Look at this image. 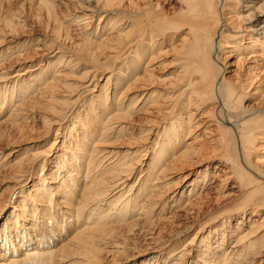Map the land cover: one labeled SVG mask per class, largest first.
<instances>
[{
	"label": "bare ground",
	"instance_id": "bare-ground-1",
	"mask_svg": "<svg viewBox=\"0 0 264 264\" xmlns=\"http://www.w3.org/2000/svg\"><path fill=\"white\" fill-rule=\"evenodd\" d=\"M13 1L20 4L21 11L27 8L25 4L28 7L36 4L38 9L41 7L46 18L43 17L44 23L48 20L52 25L50 31L48 23L44 28L55 39L48 43L53 53L45 60H39L40 69L36 75H27L20 81L16 78L8 84L5 81L6 69L19 59H30L29 52L38 49L39 41H34L31 51L21 52L30 47L28 43L32 41L14 49L16 39L8 34L13 35L18 25L8 19L5 21L7 32L0 34V58H9L15 52L18 54L15 60L9 59L3 66L0 63V81L4 80L0 84V110L8 108L6 112L9 113L4 119L14 125L25 107H29L25 109L29 111L36 105H42V110L57 115L55 120L51 117L50 120L43 119L48 134L49 130L55 129L58 116L65 119L72 110H79L81 106L85 109L81 115L72 113L69 130L74 129V133L67 141L66 150L69 152L62 155L60 166L51 171L50 176L46 175L47 179L40 172L41 175L31 184L32 190L12 205L8 219L3 221L0 228V264H21L26 260L33 264H63L75 246L68 244L69 240L57 245L68 231L67 228L62 230L65 225L75 226L77 231L70 237L75 241L94 234L100 236L107 231L116 233L118 227H132L139 220L147 223L155 221L153 209L159 207L161 213L165 212V196L160 189L171 182L168 175L180 169L183 163L204 162L202 156L206 150L210 155H216L227 170L221 181L233 178L235 184L232 187L241 196L231 197L234 191L221 196L217 209L222 211L207 219L208 222L226 215L221 221L224 224L237 215L234 217L236 225L230 231V234H235L232 235L235 238L231 247H224L228 241L221 232L214 247L208 250L205 246L208 260L203 258L201 262L246 264L263 252L264 239L260 246H255L257 240H251L250 236L264 231V169L260 168L264 161V93L260 95L259 108L254 111L244 108L242 102L246 91L257 81L256 65L258 62L264 64V0H162L166 4L176 2L178 7L175 9L162 6L161 0H0V9H5V5ZM55 2H77L78 13H66L68 17L61 19L56 13L58 5ZM95 15L98 23L93 26L91 21ZM70 27L72 29L68 30ZM161 44L171 46L175 53L179 64L176 82L168 81L162 89L147 92L143 88L146 83L152 82L153 69L149 62L157 55H152L153 46H157L160 52ZM4 45H7L6 52L1 51ZM105 53L107 55L100 60L99 55ZM230 56L235 59L229 62ZM242 62L246 68L240 72ZM80 65L84 71H79L78 76L76 70ZM230 66L235 67V72L232 76H225ZM100 68L111 70L104 81L105 89H97L96 83H93ZM18 73H23L22 68ZM69 77L72 80L67 81ZM77 78L80 80H73ZM261 84L264 86V83ZM257 87L251 88V93H258L261 87ZM95 88L97 93L93 94ZM60 90L68 93L55 96ZM133 90L141 91L131 92ZM34 91L36 93H32ZM84 91L91 94L90 100L79 99ZM30 94L29 99L20 101ZM206 105H210L206 112L210 121L215 123V132L208 145L195 143L197 134H191L195 130L191 128L196 123L193 118L195 110L199 109L198 114H203ZM67 111L71 112L66 116ZM134 120L149 125H145L146 128L139 126V134H135L131 131ZM56 127L55 132L59 126ZM112 131L131 141L122 153L114 152L111 147L106 150L98 146L106 143L105 137L110 136ZM54 143L55 140H50L44 147L42 145L43 148L38 145L29 152L30 155L12 163L3 161L5 153L0 155V174L2 167L6 166L14 168L13 174L18 171L24 173L28 166L40 160L43 170L47 163L44 157L50 154ZM145 155L150 156L147 158ZM143 157L148 159L147 163L142 161ZM206 167L207 164L203 170L196 171V178L190 182L188 189L181 191V196L171 203V208L181 200L189 207L196 204L200 184L210 179ZM215 168L218 166L215 165ZM62 173L66 176L61 179L59 174ZM58 178L62 181L61 185ZM51 183L58 185H49ZM79 183L80 188L75 192ZM55 195L73 200L64 205L68 215L51 212L55 206ZM250 216L257 219L253 218L250 226L242 229L241 219L249 220ZM107 219L117 225L101 227ZM8 223H12V227ZM42 225L47 232L41 228ZM60 231L54 242L50 234ZM200 231L199 228L185 243L180 245V242L168 250L158 264L171 261L167 254H171L173 259L170 264H191L187 258L190 255L187 245L198 238ZM199 240V245H205L208 239ZM76 246H80L79 243ZM85 254L93 257L97 253L90 250V254ZM205 254L203 252L202 256ZM75 260L74 264L78 262Z\"/></svg>",
	"mask_w": 264,
	"mask_h": 264
},
{
	"label": "rangeland",
	"instance_id": "rangeland-1",
	"mask_svg": "<svg viewBox=\"0 0 264 264\" xmlns=\"http://www.w3.org/2000/svg\"><path fill=\"white\" fill-rule=\"evenodd\" d=\"M14 3H16V5H14ZM56 4L58 6L56 7L57 10L56 9L55 10L57 11L56 13L58 14V16L61 19H65L68 17V16H66V13H68V14L69 13H71V14H77L78 13L79 3L77 4V2H70V3H65V4L64 3H56ZM161 5L166 7V8L173 7L174 9L178 7V4L174 1L166 4L165 2H163L161 0ZM25 6L27 8H25L21 11L20 10L21 9L20 4L13 1V2H11L10 5H5V9L4 8L2 10L0 9V34L1 35H3L5 32H7V27L4 28L5 21L7 19L13 21L15 24L17 22L18 26H16L17 27L16 31L13 33V35H11L10 33L8 34L10 37H15V39H16V42H14V49H19L20 48V47H18L19 45H23V44H26V43L32 41V43H28V44H30V47L29 46L26 47L21 52L31 51L34 49L33 46H35V45H33L34 41H37V40L39 41L38 42L39 43L38 49L36 48L34 50V52H29V53H31L30 59L25 60V61L19 59V61H17V63H15L14 65H12L11 67L6 69L7 77L5 78V81L7 80L8 84L13 82V80H15L16 78L20 81V80H22V78L27 77V75L28 76L31 74L36 75L38 73V70L40 69L39 68V60L40 59L45 60L47 55L51 56V54L53 53L48 48L49 47L48 43L53 41L51 39H55V36L52 35L51 32H49L51 30V26H52L51 23H49L50 21L48 22V20H46L47 21L46 23H48V25H49V26L47 25L49 31H46V29L44 28L46 26V23H44L46 18L44 16L43 9H40L41 7L38 9L36 4L34 6H30V7H28V4H25ZM9 9H10V11H9ZM13 9L19 10L20 13L17 10L13 11ZM74 10H75V12H74ZM31 11H32V13H31ZM33 11L35 14L33 13ZM58 11H61V12H58ZM9 12H10V14H8ZM38 13H39V15H38ZM40 15H42V16H40ZM10 16H11V18H9ZM41 18H43V21ZM39 19H41V21ZM97 23H98V18L95 15L94 19L91 21V24L93 26H95ZM71 29H72V27H70L68 30H71ZM74 31H76V30H74ZM74 31H72V33L70 32L71 35H73ZM73 38H72V40L74 41ZM157 40L158 39H156V42H158ZM71 41H69L68 43H70ZM46 42H47V44H45ZM68 43L66 45H68ZM71 43H73V42H71ZM175 43L176 42H173V44H175ZM160 47H161L160 48L161 50L159 52V49H156L157 46H153L154 50L152 52V55H155L156 53H157V55L155 56V58H153L149 62V64H151V68H153V69H152V79H151L152 84L146 83L144 85V88H143L144 91H147V92L151 91L152 89L160 90L168 81H175L177 78V71L179 70V64L175 60L176 59L175 53L170 48L171 46H167V44H161ZM6 50H7V45H4V47L2 48L1 51L6 52ZM149 50H148V52H149ZM17 54L18 53L15 52V54H12L9 58H6V59H4V57H1L0 63H3L2 64V66H3L4 63L9 62V59H11L12 61L15 60ZM102 55L101 54L99 55V56H101L100 60H103L104 59L103 57L105 55H107V53H105L103 56ZM234 59L235 58L233 56H230L229 62L233 61ZM250 64H251V66L253 65L252 62H250ZM0 66H1V64H0ZM79 67L80 68H78V70H76V72L78 71L77 72L78 76H79V71H80V73L84 71V69L81 67V65ZM256 67L258 68V70L255 71L256 72L255 74L257 76L256 77L257 81L255 82V84H253L250 87V90L246 91V93L244 94L245 99H243V102H242L243 103L242 106L246 109H249L250 111H254L257 108H259L260 101H261L260 95H262L264 93V86H262L263 84H261V83H264V64H260L258 62ZM20 68H22V72H23L22 74L18 73ZM243 68H246V67H245L244 63L242 62L240 72L243 71ZM229 69H230V71H226V74H224L225 76L226 75L232 76L234 74L235 67L230 66ZM100 72L97 73L98 76H97L95 81L93 80L94 81L93 83H96L97 89L99 87H102L103 89H105L106 84L104 81L106 79V76L109 74V72H111V70H110V68H106V69L100 68ZM114 74H117V73H114ZM70 77L67 79V81L72 80V78H70ZM73 80L79 81L80 78L73 79ZM2 81H4V80H1L0 84L2 83ZM9 81H11V82H9ZM259 81H261V82H259ZM38 84L41 86L40 83H38ZM257 85H258L257 89L262 86L259 89L258 93H251L253 91V89L251 90V88H256ZM107 86L109 87L108 92H110L111 84H109ZM97 89L96 88L93 89L92 93L93 94L97 93ZM180 90H178V91H180ZM80 91H82V90H80ZM139 91H141V90H133L131 92L140 93ZM178 91L176 93H178ZM32 93H36V92L34 91ZM64 93H68V92H65V91L63 92L62 90H60V91H58V93L57 92L55 93V96H57V97L58 96H64ZM31 95L32 94H30L24 100L21 99L20 101H22V102L26 101L27 98L29 99V97ZM90 95L91 94L88 91H84L83 93H81L79 99L82 98V99H84V101L85 100L88 101V100H90ZM206 106L204 107L205 111H203L204 112L203 114H198V113H200L199 109L195 110V114L193 115V118L195 117L194 122H196V123H195V125H193V127L194 126H196V127H194V128L191 127L192 130L195 129L191 132V134H194V136H195V134H197L196 135L197 137L195 138V143L201 142V143H205L208 145V141L211 140V137L214 135V132H215L213 130L214 129L213 126L215 123H213L212 120L210 121V117L206 112L207 108H209L208 106H210V105H208L207 107ZM41 107H42V105L34 106V108L32 110H29L31 113L29 111L25 110V109H29V107H25V109L23 111L21 110L22 114L18 116L19 118L17 120V123L14 125H10L11 123L8 120L4 119L7 116V114H9L6 112V111H8V108L0 110V155L3 156L4 153L6 155L3 158L4 160L3 159H1V160L10 161V163H12V162L18 160V158L21 159L22 156L24 159L25 156L30 155V153L32 151H34V148H36V146L41 145V147H42V145H43V147H44V144L46 145L50 140H55V143L50 147V149H51L50 154L48 156L44 157L45 159H47L46 160L47 163L44 164L45 166H44L43 170H41L42 169V166L40 165L41 160L35 161L32 166H28L24 173H19V171H18V172H15L13 174L14 168H7V166L2 167V172H1L2 174H0V228L2 227L3 221L5 219H8L9 212H10V210H12V207H13L12 205L14 203H17L19 198L23 197L26 193H28V192H30V190H32V188H30L31 184L33 183L35 178L37 179V177L39 175H41L40 172L41 173L43 172L42 175H44V178L47 179L46 175L50 176V172L53 171L58 166H60L59 162L61 160L62 155H65V153L69 152V150H66V146L69 144L68 142H69V140H71V136L74 133L73 132L74 129L69 130V127H70L69 124H70V122H72V117H73L72 115H74L72 113H76V115L77 114L81 115L83 110L85 109V106H81V108L79 110H72V112L67 111V112H65L66 116L69 115L70 112H71V114H70V116L65 117V119H62L60 116H58L59 121L54 123V124H56V126H59L58 130L56 131V132H58V134L55 135V133H56L55 129L57 127L54 125L53 126L55 127V129L49 130L48 134H46L47 133V127H45V125L43 124L44 123L43 119L45 117L48 120H50V117H51L52 120H55L57 115L52 114L51 112H48L45 109L42 110L43 108H41ZM200 107H202V105H200ZM48 116H49V118H48ZM57 124H59V125H57ZM131 124H132L131 131L135 134H139V130H137V129H139V126H142V128H146V126L149 125L147 122L146 123H143V122L140 123L137 120L136 121L134 120L133 122H131ZM114 126H116V125H114ZM127 126L128 125H126V127ZM44 134H46V135H44ZM67 135H69L70 137ZM105 138L107 140L106 143H100V144H98V146L99 147L101 146L102 149H106V150H109L111 147V150L113 149L114 152L120 151L122 153L125 149L128 148V145H129L128 143L131 142V141L130 142L127 141L128 139L123 137L119 133H117V131H112L111 135L110 136L108 135ZM189 140H191V138ZM108 143H109V146H108ZM64 146H65V148H64ZM147 154H148V152H147ZM210 154L211 153L207 152V150H206L205 154L202 156L204 162L199 163L198 161H196V163H193V164L183 163V165L180 167V169L175 170L172 172L171 175H168L169 178L171 179L170 180L171 182H169L165 186L166 188L162 187L160 189L161 194L164 192L162 196H165L164 197L165 200H163V202L164 201L166 202L165 212L161 213L159 210V207H156L155 209H153V210H155L154 211L155 215L153 216V218H155V221L153 220V222L147 223V222H144L143 220H139L132 226L133 228L132 227H124L123 228V226H121V227L117 226L118 231L116 233L115 232L112 233V231H107L106 234L103 233L100 236H97V234H94L91 237H85V238H81V239L75 240V241H73V239H70V237H72V235H73V232L75 233L77 231L76 229H74L75 226L72 224L68 225V226L65 225L62 228V230H65L67 228L68 231L66 233H64V235H62L63 240L60 243H58L57 245L62 244L64 242L66 243L69 240L68 244L72 243V245H75V246H73L74 248L71 249L69 256L67 258H65L64 262H62V263L63 264H68V263L74 264V260L76 259L75 261L76 262L78 261L77 263L75 262L76 264H158L160 259H162V257L164 258L166 256V252L168 250H172L173 248L178 246L180 242H181L180 245H182V243H185V240H187L191 236H193L195 234V232H197L198 229L200 228L201 231L198 233V235H199L198 238L195 239L193 241V243H190V245H187L188 249L190 250L189 251L190 255H187V253H186L185 257L187 255V258L189 261H191V264H211V262H208V263L204 262L203 263L201 261L203 260V258H207V260H208L207 252L210 249V247L215 246V244H216L215 241L219 238V235L221 234V232H222V235L226 236V240L228 241L227 244L224 245V247L227 249L231 247L232 239L235 238V236L233 238L232 235H235V234H230V231L233 230L234 225H236L234 217H237V215H234V217H231L229 222L226 221L227 223H224V224H221V221L223 220V216H226V215L217 216L216 219L209 220L208 222H207V219L214 217V215H216L222 211V210L217 209L218 208L217 206L220 204V203H218V200L221 196H225V194H227L229 192L231 194L232 191H234L235 193L231 194L230 195L231 197L238 198L241 196V194L238 193L237 191H235L236 188L234 186L232 187V185L235 184L233 178H229V179L227 178V180H225L223 182L221 181L223 179V177H222L223 173L227 172V170H224L223 163L220 160H218L216 155L214 156V155H210ZM146 155L144 157L149 158L150 155L149 156H146ZM208 155H210V156H208ZM206 156L211 157V158H206ZM144 157H143L142 161L147 163L148 159L144 158ZM263 162H262V164H260V168H262V169H264V163ZM206 164H207V167H206L207 172L210 173L208 175L210 177V179L207 182L205 179L204 182L200 184L201 187H200V189H198L199 191L197 192L199 194V197L196 199V201H197L196 204L193 207H189L187 205H184L182 200H181L179 202V204H177V206H173L171 208V206H170L171 203L173 201H175L177 198H179V196H181V194H180L181 191H185L186 189H188L190 182L194 178H196L195 177V175L197 174L196 171L203 170L205 168ZM215 165L218 166L217 169L215 168ZM62 174L61 175L59 174L61 179H62V177L66 176V173H64L63 175ZM211 174H213V175H211ZM184 176H185V178H184ZM61 179L58 178L60 185L62 182ZM220 181H221V183H220ZM49 185L57 186L58 184L57 183H51ZM27 188H29V189H27ZM79 188H80V183L77 184V188H75V192L78 191ZM197 195H195L194 197H196ZM54 197L56 198L55 199V206H54V208L51 209V212L55 211V213H57V214L62 212L64 214L66 212V210H65L66 207L64 205H68V203H72L73 200L72 201H70L69 199L66 200V198H64L61 195H55ZM220 201H222V199ZM181 202H182V204H181ZM229 203H231V200L229 201ZM73 204H75V203H73ZM230 205H228L227 207H229ZM227 207H225V208H227ZM56 208H58V209L55 210ZM171 212L174 213L173 216H171L172 215ZM263 212H264V209H262V213ZM233 213L238 214V212H233ZM260 214H261V212H260ZM65 215H68V214L65 213ZM250 217L251 218L249 220H247L248 218L246 220L241 219L240 224H241L242 229L247 228V226H250V220H253V218L257 219V217H255V216H250ZM130 220L131 219H129L128 221H130ZM259 221H260V218H259ZM259 221H257V222H259ZM9 224L12 227V223H8V225ZM23 225H25V224H23ZM111 225L114 226L117 224L112 223L111 221H109L107 219L106 222L103 225H101V227H111ZM78 227L79 228L81 227V223H79ZM101 227H99V228H101ZM41 228L43 230H46L44 232H47V229H45V226H43ZM127 228H129V229H127ZM263 229H264V227H263ZM56 233L57 234H53V233L50 234V238L53 239V241L57 237H59V235L61 234V231L56 232ZM234 233H236V232H234ZM28 234H29V230H28ZM263 235H264V231L262 233H254L253 235L250 236L251 240H254L255 242L257 240V243H254L255 246H257L258 244L260 246L262 244V242H263L262 239H264ZM255 238H256V240H255ZM199 239H205V240L208 239L207 240L208 242L206 241L205 245H199L200 244ZM53 241H52V243H53ZM77 242L79 243L80 246H76V244H78ZM202 242H205V241H202ZM0 243H1V240H0ZM81 243L83 245H81ZM15 244H16V241H15ZM205 246L208 248L207 251H205V248H206ZM77 248H78V250H76ZM73 250H76V252ZM90 250H95L97 254L93 257H89L85 253L90 254ZM222 250H223V248H222ZM1 251H2V249H1ZM160 252H161V254H160ZM203 252H206V254L202 256ZM19 253H20V251H19ZM73 253H75V254H73ZM98 254L100 256H97ZM170 255L171 254H169V255L167 254V258L171 259V261L168 264L172 263V260H173L172 256L170 257ZM255 256L256 257H254L252 259V261H250L246 264H264V249H263V252H260ZM79 257H80V259H79ZM86 257H87V259H86ZM95 257H96V260L94 259ZM72 260H73V262H72ZM83 260H85V261H83ZM88 260H90L89 261L90 263L88 262ZM154 260H156V261H154ZM21 264H33V263H31L30 260H26V261L21 262Z\"/></svg>",
	"mask_w": 264,
	"mask_h": 264
}]
</instances>
